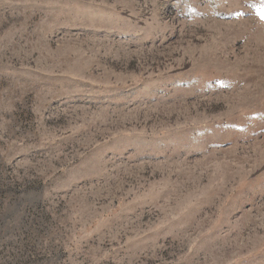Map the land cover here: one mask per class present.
Masks as SVG:
<instances>
[{"label":"rangeland","instance_id":"1","mask_svg":"<svg viewBox=\"0 0 264 264\" xmlns=\"http://www.w3.org/2000/svg\"><path fill=\"white\" fill-rule=\"evenodd\" d=\"M264 0H0V264H264Z\"/></svg>","mask_w":264,"mask_h":264},{"label":"snow or ice","instance_id":"2","mask_svg":"<svg viewBox=\"0 0 264 264\" xmlns=\"http://www.w3.org/2000/svg\"><path fill=\"white\" fill-rule=\"evenodd\" d=\"M262 15H264V13H262Z\"/></svg>","mask_w":264,"mask_h":264}]
</instances>
